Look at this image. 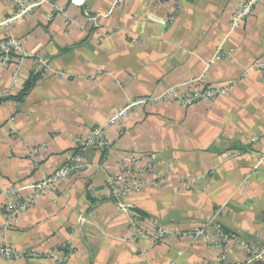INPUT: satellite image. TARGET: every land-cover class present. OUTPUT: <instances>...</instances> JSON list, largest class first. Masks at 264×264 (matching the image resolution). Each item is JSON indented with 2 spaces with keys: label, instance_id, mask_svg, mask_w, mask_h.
<instances>
[{
  "label": "crops",
  "instance_id": "obj_1",
  "mask_svg": "<svg viewBox=\"0 0 264 264\" xmlns=\"http://www.w3.org/2000/svg\"><path fill=\"white\" fill-rule=\"evenodd\" d=\"M243 1L182 2L173 12L143 0H47L19 14L16 0H0V41L15 38L28 54L16 86L17 63L0 65V247L21 254L0 264H56L51 253H69L64 264H219L222 253L227 264H264L247 262L264 247V77L252 67L264 62V0L230 30ZM217 51L226 57L214 61ZM203 76L230 93L137 109L122 132L105 127L128 100ZM95 126L109 152L86 149L82 174L41 192L5 228L7 202L61 168ZM133 154L155 174L112 200L106 181ZM11 188L21 191L3 195ZM218 229L228 235L222 250Z\"/></svg>",
  "mask_w": 264,
  "mask_h": 264
},
{
  "label": "built area",
  "instance_id": "obj_2",
  "mask_svg": "<svg viewBox=\"0 0 264 264\" xmlns=\"http://www.w3.org/2000/svg\"><path fill=\"white\" fill-rule=\"evenodd\" d=\"M46 1L47 0H16L14 7L16 8L17 13L24 14L39 8ZM83 1L84 0H71V2L77 4H81ZM143 1L153 8L167 6L169 9H172L173 12H176L180 9L182 2H195L196 0ZM260 2L261 0H244L231 17L230 30L240 28L245 21L251 19ZM225 57V54L217 51L213 56V60L224 59ZM27 58L28 54L19 40L9 37L0 41V65L3 68H8L12 63H17L16 69L13 73V83L15 86L21 79V71ZM213 60H211V62H213ZM252 67L264 77V62H256ZM203 78L204 76L199 79L188 80L182 84L166 88L158 96H141L132 98L120 109L113 111L109 115L105 127H116L122 132L125 129V121L128 120L137 109L158 107L163 104H175L181 108H186L201 102H215L218 98L230 93L231 88L229 85H207ZM253 141H256V139H253ZM74 143V154L67 158L61 168L53 171L43 180L30 186V194L25 196L20 202H7L5 228L13 226V223L17 221L18 217L31 208L41 192L54 188L60 182L68 181L74 176L82 174L87 167L84 161V151L86 149L96 150L102 154H107L110 149V141L105 136L104 127L101 126L90 128L87 135L77 137ZM33 152L36 153V150ZM118 162L119 173L114 177H109L105 184L109 198L116 201L122 200L126 193L131 190L135 191L138 186H140L142 181L138 179L139 175L155 174L153 161L146 157L135 156V154H133L129 158ZM20 191V188H11L3 193V195L11 198V196L18 194ZM134 216L140 220L138 215L135 214ZM209 223H211V221L194 232L193 238L195 240L204 236L205 228ZM161 237L162 234L157 233L152 239L154 242H158ZM216 237L217 247L222 250L228 241V235L224 230L218 229ZM68 255L69 253L62 256H58L56 253H51L49 257H51L56 264H64L68 259ZM20 256L21 254L8 245L0 247V257L7 261H14ZM263 256L264 247L258 245V247L250 253L247 262L252 263L259 261ZM217 262L219 264H227L223 253L220 255Z\"/></svg>",
  "mask_w": 264,
  "mask_h": 264
},
{
  "label": "trees",
  "instance_id": "obj_3",
  "mask_svg": "<svg viewBox=\"0 0 264 264\" xmlns=\"http://www.w3.org/2000/svg\"><path fill=\"white\" fill-rule=\"evenodd\" d=\"M33 86V82L30 80H27L26 82H24L22 89L19 93V97H23L26 95V93L31 89V87Z\"/></svg>",
  "mask_w": 264,
  "mask_h": 264
}]
</instances>
